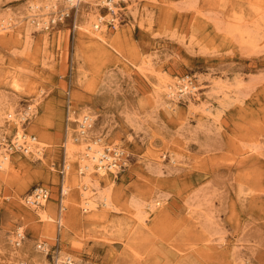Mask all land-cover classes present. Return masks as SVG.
Masks as SVG:
<instances>
[{"label":"rangeland","instance_id":"rangeland-1","mask_svg":"<svg viewBox=\"0 0 264 264\" xmlns=\"http://www.w3.org/2000/svg\"><path fill=\"white\" fill-rule=\"evenodd\" d=\"M64 1L0 0L12 18L0 29V111L32 104L21 128L41 148L14 149L0 172V264L15 251L50 264L57 250L77 264H264V0H136L132 11L118 0L116 27L107 6ZM53 2L56 12L30 16ZM96 11L103 40L78 26ZM168 79L196 86L193 106L165 103ZM86 113L103 152H123L96 179L108 210L82 209L77 154L65 155ZM16 129L4 115V148ZM36 187L48 191L45 219L25 200Z\"/></svg>","mask_w":264,"mask_h":264},{"label":"bare ground","instance_id":"bare-ground-1","mask_svg":"<svg viewBox=\"0 0 264 264\" xmlns=\"http://www.w3.org/2000/svg\"><path fill=\"white\" fill-rule=\"evenodd\" d=\"M85 1H89V3L95 4V5L96 3H99V4L107 6V8L109 9L108 17L113 20V24H114L113 26L116 27L114 20L116 21L115 16L119 12V9H117V7L121 5L120 3H118V0H99V1L98 0H65L63 2L62 8L69 9L70 7H75L77 9L80 6L81 2H85ZM128 1H130L131 3L129 7L126 8L127 11H132L133 9L138 8V4H137L138 2H136V0H126L125 3H127ZM93 8H96V6ZM48 10L53 11V13L56 12L57 4L54 2L45 4L41 8L35 9V11H33V13L30 16L41 17V16H44L46 14V11ZM10 17L6 19L3 17L0 18V29L2 28L7 29V27H9V25L12 24V18ZM91 17L92 18L91 20L89 19L90 22L88 21L87 25L79 24L78 26L86 30L90 34L95 35L103 40V38L100 36V31L102 28H104V22L101 21L102 16L100 15V13H98V11H96V13L94 12V15ZM50 20L55 22V17H51ZM237 21H241V20L237 19ZM47 24H48L47 19H37L34 23V27L35 28H40L41 26L46 27ZM239 27L238 26L235 27V32L237 33V36L239 37V34L241 36L244 34L245 35L244 38L246 39L248 35L246 29L241 28L242 29L241 30L239 29ZM93 29L95 30L97 29V31ZM248 39L250 42L251 38H249V36H248ZM158 88H159L158 90L160 89L163 90V93L159 92V95L160 93L165 95L164 96L165 103H168V104L176 103L179 99H187L189 101L188 105L190 107L193 104L192 103L193 95L197 93L196 86L188 81L184 82L183 85H177V82H173L170 80L168 82L162 81L158 85ZM212 94H214V92ZM167 98H168V101H167ZM205 105L198 106V107L201 111H203L208 116L212 114V105L210 103L205 104ZM7 109L8 110L5 112L0 111V121H2L3 116L5 115L8 118L16 122L17 129H16V132L14 133V136L11 138L13 147L8 144L5 146V148L2 146V143H4V141L1 140V137L3 138L2 131L0 133V172L6 171L8 164L10 162V156L12 154L10 152L14 151V149L22 151L26 154L32 153L34 154V156L36 154L39 155L41 153V148H37V146L35 145L33 140L29 137V135L26 132H24L21 128V123L25 121L26 119H28V117L32 116L33 112H35L34 106L30 103H27L25 108L22 111H18V107H15V106L7 108ZM79 120H80V124H79V130L77 131V134L74 137H71V136L66 137L65 155H66V158H71V157L73 158L74 153L77 154L76 160L78 161V171L82 174V177H83L82 184H80L82 188H81V191L79 192L80 201H81V204L83 205V207L82 206L81 207L82 209H85V210L87 209L92 210V209L97 208L99 205H102L108 210V208H111L113 206L110 189H105L99 192L98 191L99 185L96 179L99 177H104L108 173H113V174L116 173V171L119 169V166L117 165L116 161H117V158H119L118 157L119 154L123 152L122 150H119V147L115 146L114 147L115 150L113 153L111 154L105 153L103 152V148L101 144L102 138L100 136L91 138V131L94 129V126L96 125V117L94 116V114L86 113V114L80 115ZM72 140H78L80 142V146L76 148ZM68 187L69 185L67 184L63 186V193H65L66 195L68 194V190H69ZM42 188L45 190H43ZM40 191L42 195H39ZM47 196H48V191L46 188L36 187L25 198L28 204L33 205L35 207L41 203L37 207L38 208L37 211H39L43 219L47 218V216L45 215V211L42 210L41 207L45 205L44 200ZM63 204H64L63 201H61V208H60L61 210L64 208ZM146 206L152 209L154 205L151 203H147ZM50 219L51 218L48 217V221ZM59 222H61L60 217H59ZM15 237L16 239H14ZM24 237L25 236L21 233V230L19 228L17 230V234L15 236H11L9 240L10 242L15 241L14 245L19 246L20 245L19 241H21ZM43 246H45V243L37 245V247L42 248V250L45 251ZM17 252L18 251H15L12 254H9L11 260L13 258L14 260L15 259L17 260V262L11 263V264H26V262L21 259L22 257L21 254ZM54 258H55L54 263H56L57 261L56 264H60V262L63 259L66 260L69 257L61 258L57 252ZM9 263H10V260L8 259L1 264H9ZM71 264H77V263L75 262Z\"/></svg>","mask_w":264,"mask_h":264},{"label":"built area","instance_id":"built-area-1","mask_svg":"<svg viewBox=\"0 0 264 264\" xmlns=\"http://www.w3.org/2000/svg\"><path fill=\"white\" fill-rule=\"evenodd\" d=\"M61 173H62V169H61ZM43 189V188H42ZM43 190H45V189H43ZM39 195H42V193H41V191H40V193H39ZM59 225V224H58ZM58 251V250H57ZM57 251H55V253H54V255H53V258H52V261H51V263L50 264H56L57 263V261H56V263H54V256L57 254ZM71 263H75V259H69V258H67L66 260H62L61 262H60V264H71Z\"/></svg>","mask_w":264,"mask_h":264}]
</instances>
